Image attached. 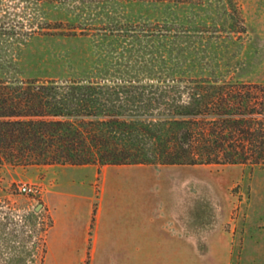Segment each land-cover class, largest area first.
<instances>
[{
  "label": "rangeland",
  "instance_id": "1",
  "mask_svg": "<svg viewBox=\"0 0 264 264\" xmlns=\"http://www.w3.org/2000/svg\"><path fill=\"white\" fill-rule=\"evenodd\" d=\"M234 4L0 0V79L114 83L209 76L264 83V0ZM237 14L241 19L234 23ZM46 168L0 165V264H43L46 233L40 236L26 215L43 204ZM91 175L87 169L52 168L49 179L56 177L68 191L93 190L96 206L102 198L105 206L136 201L144 223L191 221L220 228L234 238L232 264H264V168L135 164L112 167L98 179ZM22 182L41 192L21 193ZM36 216L51 225L47 211Z\"/></svg>",
  "mask_w": 264,
  "mask_h": 264
},
{
  "label": "trees",
  "instance_id": "2",
  "mask_svg": "<svg viewBox=\"0 0 264 264\" xmlns=\"http://www.w3.org/2000/svg\"><path fill=\"white\" fill-rule=\"evenodd\" d=\"M240 19L233 15L234 23ZM5 163L264 168V83L209 76L0 79Z\"/></svg>",
  "mask_w": 264,
  "mask_h": 264
},
{
  "label": "crops",
  "instance_id": "3",
  "mask_svg": "<svg viewBox=\"0 0 264 264\" xmlns=\"http://www.w3.org/2000/svg\"><path fill=\"white\" fill-rule=\"evenodd\" d=\"M45 166L43 209L52 223L43 264H232L235 241L220 228L191 221L144 223L136 201L105 206L102 198L96 206L93 190L68 191L56 177L49 179L52 168L87 169L93 180L112 167L129 165Z\"/></svg>",
  "mask_w": 264,
  "mask_h": 264
},
{
  "label": "built area",
  "instance_id": "4",
  "mask_svg": "<svg viewBox=\"0 0 264 264\" xmlns=\"http://www.w3.org/2000/svg\"><path fill=\"white\" fill-rule=\"evenodd\" d=\"M19 191L25 195H37L41 192V189L39 186H37L36 184L34 183H31V182H22L19 186ZM38 206V205H37ZM37 206H34V210L33 212H29L28 215H26V217H28V220L29 222L32 220V222L35 223V226L34 227H38L39 229H41L40 231V236L42 235L43 232H45L47 234V231L49 229L50 226H47L45 223H44V217H41V216H36L35 217V214L38 215L39 213L45 211V209H42L40 211L37 210ZM34 218H37V220H35ZM31 223V222H30ZM48 227V228H47ZM44 229V230H43ZM46 234H45V237H46ZM45 241V240H44Z\"/></svg>",
  "mask_w": 264,
  "mask_h": 264
},
{
  "label": "water",
  "instance_id": "5",
  "mask_svg": "<svg viewBox=\"0 0 264 264\" xmlns=\"http://www.w3.org/2000/svg\"><path fill=\"white\" fill-rule=\"evenodd\" d=\"M42 205H43L42 203L38 204L37 210H39L42 207Z\"/></svg>",
  "mask_w": 264,
  "mask_h": 264
}]
</instances>
